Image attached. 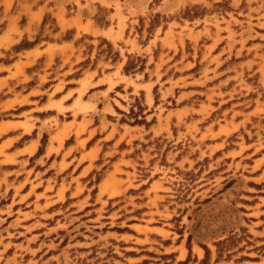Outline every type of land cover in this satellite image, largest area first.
Here are the masks:
<instances>
[{
  "label": "rangeland",
  "instance_id": "1",
  "mask_svg": "<svg viewBox=\"0 0 264 264\" xmlns=\"http://www.w3.org/2000/svg\"><path fill=\"white\" fill-rule=\"evenodd\" d=\"M74 36L134 76L108 116L125 130L84 160L60 153L86 131L81 93L34 121L33 157L0 163V264H264V0H0V122L37 104H3L34 85L6 69Z\"/></svg>",
  "mask_w": 264,
  "mask_h": 264
},
{
  "label": "crops",
  "instance_id": "2",
  "mask_svg": "<svg viewBox=\"0 0 264 264\" xmlns=\"http://www.w3.org/2000/svg\"><path fill=\"white\" fill-rule=\"evenodd\" d=\"M80 26L86 28V22L81 20ZM82 28L78 31V35L85 33L94 35V26L93 30L88 31ZM32 29L31 27V30ZM74 37L70 40H61L55 43L50 42L42 47L35 46L24 51V58L14 61L9 69L4 68L6 71H9V73L6 72V76L2 78L5 79L6 82L15 79V76H11L10 74L15 73V69L18 66L20 72L25 76L19 80L20 83L27 84L29 82H34V85L26 89L25 92L10 96L3 104L9 105L10 108L25 106L27 104L31 105L36 102L37 104L35 107L32 105L29 109L25 110L20 119L4 120L0 122V163H6L4 161L5 156L15 159V162L19 161V159H27L28 161L33 157L38 150L41 137L39 133H35L33 136L34 128H36L34 121H41L43 119V121L52 122L56 118L49 113L55 110L49 107L50 104L54 103L57 105L61 102L64 109L67 111L71 110L70 107L73 102L78 99L79 93H81L82 96L81 101L88 106L89 111L84 119L76 121V123L86 121V131L82 133L84 136H79L76 145L72 146L71 149L65 150V148H63V152H60L61 155H64L68 150H70L69 152L71 153L74 150L84 148L82 152H79L77 159L84 158V160H89L90 156H94L95 160L101 154L104 143L112 141L111 147L113 148L116 147L121 140V138L116 137V134L122 136L125 129L119 130V127H122L120 125L113 129L112 123L108 121V116H113V97L117 94L116 89L118 87H121L122 90L128 88V90H130L129 94H134V87L129 85L128 82L129 80L135 81V78L133 75L128 76L124 74L123 61L112 64L111 60L105 58L100 59L95 51L94 56L93 54L86 56L83 49L76 46V36ZM38 60H42V63L37 70L28 73V70L38 64ZM85 60L91 61V64H94V66L84 69L80 77L74 78L76 77L73 76L74 73L76 70L78 71V69H80V65ZM56 74L57 76H55ZM134 84L140 86L138 91L144 92L146 105L148 108H151L149 103H152L150 100L151 95L149 96L151 87L145 82H134ZM47 85H49L48 88H45ZM144 87H148V91L145 90ZM45 92L47 95H56V98L47 99L46 102L34 100ZM85 95L86 98L83 100V96ZM69 98L70 102L66 103ZM59 114V112H56V116ZM152 115L153 113L145 115V118ZM96 119L98 121L97 123ZM71 122L72 121L60 123L57 128H53V131L50 133V147L53 149L63 147L64 140L70 136L73 131H69L63 136L60 143H58L54 137L62 135V131L66 130ZM126 128L129 135H133L135 130H139L138 127L133 126H126ZM26 137L29 138L18 145L19 141ZM92 140L94 141L91 143ZM53 153L54 151L50 150V154ZM85 169L86 165L83 166L82 171Z\"/></svg>",
  "mask_w": 264,
  "mask_h": 264
}]
</instances>
